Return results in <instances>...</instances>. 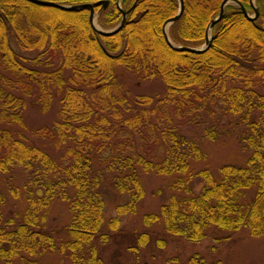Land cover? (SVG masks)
<instances>
[{"label": "trees", "instance_id": "16d2710c", "mask_svg": "<svg viewBox=\"0 0 264 264\" xmlns=\"http://www.w3.org/2000/svg\"><path fill=\"white\" fill-rule=\"evenodd\" d=\"M46 1L73 6L101 0ZM108 1L106 9L94 7L101 30L114 29L121 10L129 12L118 32L101 36L91 27L87 9L0 0V178L21 170L26 203L22 215L3 217L7 192L15 199L20 193L0 179V259L10 263L22 255V264H38L32 257L55 247L45 221L58 197L70 212L68 240L58 251L67 252L71 264H104L94 244L107 239L98 235L105 207L101 187L108 182L128 195L108 222L115 232L120 218L135 214L143 197L137 169L179 175L170 188L183 193L172 195L158 213L144 215L146 226L160 221L166 234L191 242L205 238L210 227L226 233L247 227L252 236L264 235V0H255V20L236 5L226 6L211 29L208 49L200 54L174 50L165 39L162 28L177 14V0H121V9L118 0ZM222 1L183 0L180 18L167 31L169 40L183 47L203 45ZM236 1L253 11L250 0ZM12 41L35 57L19 55ZM119 66L145 80L161 79L163 98L138 96L130 104L118 82ZM53 91L62 94L60 110L51 126L33 132L40 144L9 129L23 127L27 99L45 111ZM224 119L229 132H238L242 148L251 151L245 167L222 166L218 179L208 170L192 174L189 158L203 155L183 128L212 120L202 133L214 140ZM194 179L202 183L197 195L190 185ZM253 187V199L242 203L243 191ZM135 239L140 246L151 241L148 234ZM154 242L160 249L165 246L164 239ZM185 264L204 261L195 254Z\"/></svg>", "mask_w": 264, "mask_h": 264}, {"label": "rangeland", "instance_id": "374dc122", "mask_svg": "<svg viewBox=\"0 0 264 264\" xmlns=\"http://www.w3.org/2000/svg\"><path fill=\"white\" fill-rule=\"evenodd\" d=\"M248 15L252 17L253 13L250 12ZM93 24L97 29H100L96 16ZM171 43L179 46L175 42ZM12 46L19 55L27 59L36 55L32 51L21 52L13 41ZM41 60L42 63L46 64L45 57H42ZM117 69L118 82L122 85L123 93L130 104H134V100L138 96H148L154 101L163 98L166 88L161 79L145 80L120 66ZM65 75L68 77L70 74L66 72ZM52 97V101L45 111L37 105L31 104V99H27L26 106L22 111L23 127L12 126L9 129L12 131L19 130L27 139L40 144V140L34 139L33 132L38 128L51 126L57 120V113L60 110L62 94L53 91ZM135 107L139 108V106ZM212 122V120H209L208 123H205V126L199 128L188 125L183 128V135L195 137L203 155L201 160L189 158L188 163L191 173L195 174L201 170H208L215 179H218L219 169L222 166L245 167L251 151L242 148L237 131L229 132L228 119L221 122L224 129H220V132L214 136V140L206 138L202 133V129L210 128ZM178 177L179 175L176 174L162 176L154 172L145 173L137 169V178L143 190V197L137 203L135 214H128L120 218V225L115 232L110 231L108 222L116 216L115 207L128 202V195L118 193L108 182L102 185L101 195L105 206L104 222L98 235H107V239L104 242L96 239L94 244L103 263L185 264L189 257L198 254L203 259L204 264H264V235L252 236L247 227H242L236 233H226L210 227L205 232V238L199 242H191L184 238L172 237L166 234L160 221L149 226L143 223L142 218L144 215L158 213L159 208L163 204H167L172 195L177 198L183 196L181 191H174L170 188ZM10 178L12 179L10 180ZM0 179L8 181L9 186L15 187L20 193L18 199L12 198L8 195V186H5L4 191L7 192V202L2 209L3 217L10 212H17L22 215L26 209V203L22 195V185L25 181L23 172L21 170L13 171L8 175L1 176ZM190 185L193 189V195H197L202 183H198L194 179ZM255 191L256 188L254 187L243 191L241 202L244 204L249 203L253 199ZM69 222L68 204L56 197L48 209L45 221L46 228L54 235L55 247L38 252L31 260L36 261L38 264H71L69 254L58 251L59 244L68 240L66 227ZM139 234L150 235L151 241L145 246L138 245L135 237ZM156 238L165 240L163 248L160 249L156 246L154 242ZM21 257L22 255L17 256L10 263L0 259V264H22Z\"/></svg>", "mask_w": 264, "mask_h": 264}, {"label": "water", "instance_id": "95a60500", "mask_svg": "<svg viewBox=\"0 0 264 264\" xmlns=\"http://www.w3.org/2000/svg\"><path fill=\"white\" fill-rule=\"evenodd\" d=\"M24 1L29 2L31 4H34V5H37V6L49 7V8L59 9V10H63V11H78V10L87 9L89 11V21H90L91 27L101 36H108V35H112V34L118 32L122 28V26L124 25L125 20H126V16L129 12V10H127V11L121 10L122 17H121V21L118 24V26H116L114 29H112L110 31H102V30L97 29L93 24V22H94V7L97 5H101L102 9H106L108 6V3H109L108 0H101L95 4L86 3V4L73 5V6L61 5L59 3H55V2H51V1H45V0H24ZM120 1L121 0H118V2H117L118 5H119ZM177 1H178V5H179L177 14L174 17L168 19L164 23L162 29H163L165 39H166L167 43L169 44V46L172 49L180 51V52H189V53L200 54V53H203L204 51H206L208 49V47L211 43V39H212V37L210 36L211 29L213 28V26L217 22H219L222 19V17L224 16L225 6L230 4V3H235L249 20H255L258 16V10L253 6V1H251V6L254 8V16L249 17L245 7H243L236 0H223L221 5H220V8H219L218 16L216 18L212 19L210 21V23L208 24V27L206 29V36H205L204 45H202L201 47H198V48L187 47V46L186 47L185 46L184 47L183 46H175L173 43L170 42V40L167 36V29L169 28L170 25H172L174 22H176L180 18L181 14L183 12V9H184L183 0H177ZM135 3H134V5H135Z\"/></svg>", "mask_w": 264, "mask_h": 264}]
</instances>
